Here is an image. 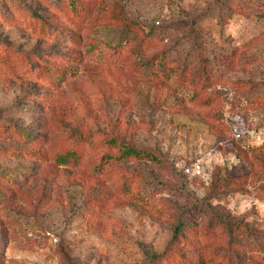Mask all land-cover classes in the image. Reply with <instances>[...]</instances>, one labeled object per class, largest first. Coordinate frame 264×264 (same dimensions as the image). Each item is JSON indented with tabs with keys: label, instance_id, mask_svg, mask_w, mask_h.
<instances>
[{
	"label": "rangeland",
	"instance_id": "374dc122",
	"mask_svg": "<svg viewBox=\"0 0 264 264\" xmlns=\"http://www.w3.org/2000/svg\"><path fill=\"white\" fill-rule=\"evenodd\" d=\"M263 122L264 0H0V264H264Z\"/></svg>",
	"mask_w": 264,
	"mask_h": 264
},
{
	"label": "built area",
	"instance_id": "2783aa9c",
	"mask_svg": "<svg viewBox=\"0 0 264 264\" xmlns=\"http://www.w3.org/2000/svg\"><path fill=\"white\" fill-rule=\"evenodd\" d=\"M244 136L246 137L245 141L250 144V145H261L264 143V122L263 124H261L260 127L258 128H252L248 131H246L244 133ZM236 137L240 138L241 134L240 133H236ZM186 172L189 173H200V169L199 166H194V167H190L188 168V170H186Z\"/></svg>",
	"mask_w": 264,
	"mask_h": 264
},
{
	"label": "trees",
	"instance_id": "16d2710c",
	"mask_svg": "<svg viewBox=\"0 0 264 264\" xmlns=\"http://www.w3.org/2000/svg\"><path fill=\"white\" fill-rule=\"evenodd\" d=\"M264 145L261 144V146ZM72 149H68L67 151H64L63 153L59 152V154L55 155V160L61 163H69L72 161L73 164H77L78 156H76L73 152H71ZM124 153H126L128 156L133 154L135 155L137 151L132 147H126Z\"/></svg>",
	"mask_w": 264,
	"mask_h": 264
}]
</instances>
